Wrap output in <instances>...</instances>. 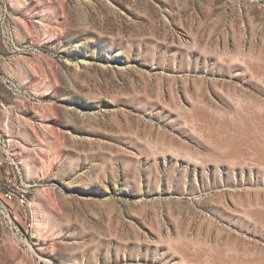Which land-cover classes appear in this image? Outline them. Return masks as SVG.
Instances as JSON below:
<instances>
[{
  "label": "rangeland",
  "instance_id": "obj_1",
  "mask_svg": "<svg viewBox=\"0 0 264 264\" xmlns=\"http://www.w3.org/2000/svg\"><path fill=\"white\" fill-rule=\"evenodd\" d=\"M0 264H264V0H0Z\"/></svg>",
  "mask_w": 264,
  "mask_h": 264
},
{
  "label": "built area",
  "instance_id": "obj_2",
  "mask_svg": "<svg viewBox=\"0 0 264 264\" xmlns=\"http://www.w3.org/2000/svg\"><path fill=\"white\" fill-rule=\"evenodd\" d=\"M3 200L6 203L12 202L13 201L12 194L10 192H6L5 194H3Z\"/></svg>",
  "mask_w": 264,
  "mask_h": 264
}]
</instances>
